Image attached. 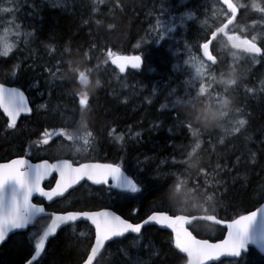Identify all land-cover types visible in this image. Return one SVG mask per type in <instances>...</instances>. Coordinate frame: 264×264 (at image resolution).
Returning <instances> with one entry per match:
<instances>
[{
    "label": "trees",
    "instance_id": "obj_1",
    "mask_svg": "<svg viewBox=\"0 0 264 264\" xmlns=\"http://www.w3.org/2000/svg\"><path fill=\"white\" fill-rule=\"evenodd\" d=\"M212 2L219 0H0V31L11 21L22 36L17 41L7 40L13 49L6 56L0 55V81L18 80L30 89L31 95L41 96L44 106V110H36L13 131L4 128L6 122L0 113V161L25 151L26 144L33 139L29 136L36 134L39 127L72 120L73 125L92 132L97 140V155L112 158L124 166L131 178L144 181L142 195L129 194L137 198L116 201L113 206L132 221L143 219L153 210L171 214H194L202 210L211 213V206L205 207L204 197L201 198L204 196L201 187L216 197L215 215L220 218H233L257 207L264 201V56L254 60L244 54L232 59L230 46L229 54L225 50L214 53L218 58L213 65L215 81L212 77L209 81V72L204 69L203 76H198L194 63H182L183 51L193 47L200 52L199 45L213 30L209 24ZM239 2L264 5V0ZM9 8L11 11H7ZM224 9L223 6L218 14L221 23L215 26L226 22ZM187 14L193 18L186 25H179L171 37L159 42L146 40L151 23L168 21L174 15L176 19L185 18ZM233 23V31L238 35L250 38L260 33L256 39L264 48L261 14L242 9ZM109 50L117 54L139 53L145 65L139 71L119 73L110 62L103 63ZM85 56L87 66L94 69L89 75L102 80V87L91 96L76 84L75 78H63L70 67L67 61L75 62ZM233 67L242 70L243 75L226 93L218 79ZM15 72L18 75L13 77ZM52 73H56L58 82L53 80ZM42 74L51 77L44 79ZM199 80L210 85L212 96L207 98L210 102L227 94L234 95L236 102L222 128L202 132L193 126L199 134L198 151L206 163L189 184L184 177L191 170L180 161L187 158V151L197 141L186 127L185 112L176 101L186 98L187 88L194 95ZM77 93L89 96L83 108L74 95ZM240 119L247 123L240 126L237 123ZM235 127H241V131L234 132ZM179 184H184V191L174 190ZM189 187L195 192L189 193ZM82 193L81 189H75L67 195L64 205L85 210L107 204L105 197ZM134 209L138 211L133 215ZM74 227L75 235L70 226H65L49 240L41 264H80L85 259L93 241V230L84 222ZM191 229L201 237H221L224 232L223 227L207 220L196 221ZM141 235L140 240L134 235L113 239L97 261L99 264H187L185 255L175 248L170 231L148 225ZM30 247L34 248V242ZM248 253L238 261L223 259L211 264H245L246 260L250 264H264V255L255 248L250 247ZM27 255L22 245L0 247V264H23Z\"/></svg>",
    "mask_w": 264,
    "mask_h": 264
},
{
    "label": "snow or ice",
    "instance_id": "obj_2",
    "mask_svg": "<svg viewBox=\"0 0 264 264\" xmlns=\"http://www.w3.org/2000/svg\"><path fill=\"white\" fill-rule=\"evenodd\" d=\"M222 4L226 6L224 9L226 22L211 30L210 35L206 37L205 42L201 45L207 60L213 65L217 62V58L212 55L209 46L213 41H217L218 37L220 38L219 43L248 54L254 60L258 56H264V48L257 46V43L254 42L255 38L242 37L229 28V25H233L242 9L245 12L249 9L254 10L261 14V19H264V5L255 2L249 5L239 2V0H222ZM7 11H11V9ZM157 23L160 24L161 21L158 20ZM167 30L172 31L170 28ZM11 48V45L4 43L0 55H8ZM109 62L118 69L119 73H125L129 67L132 69L141 68L143 59L140 55L124 56L109 50L103 63L107 65ZM201 66H203V62H201ZM56 72H60L59 62L56 66ZM52 75L55 78L56 73H52ZM197 75L203 76V72L199 68L197 69ZM79 76L80 79H83L84 73H80ZM215 79V76H213L212 80L215 81ZM227 83L236 86L238 82L229 80ZM209 87L210 85L206 86L201 82L194 95L186 94L188 96L187 100L195 101L198 98L211 97ZM224 90L226 91L225 88ZM74 95L78 97V104L81 108L88 104L89 96L87 94L77 93ZM220 98V96H217L215 100L219 102ZM180 101L177 100L176 102L180 103ZM0 109L9 118L8 127L13 129L16 128L17 119L22 113H31L32 111L28 105L27 97L22 91L18 88H7L4 84H0ZM227 116L228 114H226ZM184 123L188 129L192 130V135L196 137L197 142L191 147L195 151L200 148L199 134L193 128L190 120L186 119ZM237 123L243 126L247 122L240 119ZM233 131L238 133L241 131V127H235ZM137 135L140 134L137 133ZM53 136L66 137L67 140L74 139L82 146H87L90 139L93 138L91 132L73 138L69 136L65 129L61 128L59 130L53 129L52 132L45 131L42 143L48 144ZM80 150L81 148L77 149V151ZM185 162L186 159L180 161L183 165H186ZM53 172L58 174L55 187L46 190L42 187V182L51 176ZM110 180L113 182L112 184H109ZM81 181H91L94 185H107L116 201L134 200L137 197L129 194L142 195L145 191L144 181L138 177L137 179L131 178L122 171L119 164L80 163L75 166L73 162L64 159L56 163H49L45 160L39 164H32L24 158L14 159L9 163H0V247L8 248L22 245L28 253L23 264H41L39 258L45 253L49 238L55 237L57 230L61 229L62 225L70 226L75 235L74 222H90L94 228V243L91 245L90 253L83 264H93L94 261H97L101 250L114 237H124L126 233L139 234L145 225L154 222L172 230L175 248L180 253L187 254L189 264H205L206 261L218 260L222 256L241 258L242 253L244 256H248L249 246H255L261 253H264V206L248 215H241L239 218L232 219L230 222L219 220L216 215L206 217L209 221L224 225L227 231L226 239L219 243H210L206 239H196L187 230L185 225L189 224L190 217L154 212L143 221L132 223L130 220L106 209L46 213L42 205L33 203L34 195H38L47 201H53L54 197H64L69 189L75 191L73 186L79 185ZM136 211L138 209H134L132 214L134 215ZM44 215L49 217L50 222L43 225L39 230L30 233L18 231L27 230L30 226L35 228L38 218H42ZM80 235L83 236L84 233ZM33 242L34 248L30 247ZM97 264H99V261H97ZM245 264H250V262L246 260Z\"/></svg>",
    "mask_w": 264,
    "mask_h": 264
},
{
    "label": "clouds",
    "instance_id": "obj_3",
    "mask_svg": "<svg viewBox=\"0 0 264 264\" xmlns=\"http://www.w3.org/2000/svg\"><path fill=\"white\" fill-rule=\"evenodd\" d=\"M222 47L226 46L222 43ZM69 64L68 70L64 73V79L75 78L76 84L82 87V90H87L89 96L94 95L100 87H102V80L96 76L89 75L94 69L87 66V57H80L75 62L72 60L67 61ZM78 66H72L73 64ZM84 72V78L80 79L79 74ZM243 72L235 67L229 69L227 72L221 73L218 83L223 85L226 93L233 88L227 82L235 80L238 82L242 78ZM210 102L207 98H198L195 103H190L189 100H181L178 106L185 112L186 118L191 121L197 131L208 132L216 128H222L226 119V114L233 111L236 97L234 95H222L219 102ZM86 131L88 129H85ZM186 169H190L191 173L185 176L184 179L188 180L189 184L193 182V178L198 176L203 170V165L206 163L205 157L196 149L195 151H187ZM169 187H174L170 185ZM174 190L181 192L185 190L184 184H179L174 187ZM189 193H194L195 189L189 187ZM204 194L205 207L211 206V214L217 211L216 197L209 193L206 188L201 187Z\"/></svg>",
    "mask_w": 264,
    "mask_h": 264
},
{
    "label": "flooded vegetation",
    "instance_id": "obj_4",
    "mask_svg": "<svg viewBox=\"0 0 264 264\" xmlns=\"http://www.w3.org/2000/svg\"><path fill=\"white\" fill-rule=\"evenodd\" d=\"M14 75L17 76L18 73L15 72ZM15 82H16L17 85H19L23 89H25V91L29 95V98L31 100V104H32V107H33V113H36V106L43 107V110H44L43 102L36 103L31 98L30 89L29 88L23 86L22 83H20V82H18L16 80H15ZM26 120H27V117H22L21 120L19 121L18 125L20 124V122H24ZM66 121L67 120H63V121L59 120V121H56L53 124H46V125H44L42 127H39V130H38V132L36 134H32V135L29 136L30 138H33V140L35 138L36 142L34 143L32 141V143L30 144V147H31L30 150H26L24 148L25 151H23L21 154L26 155L27 157H29L33 161H38V160H42V159H49L51 161L58 160V159H66V160H70L74 164H79L81 162H87V161H90V160H99V161L111 162V163L119 164V163L113 162L112 158H106V157H104L102 155H97V153H96V156L95 155H91V156H88V157L83 156V152L84 151H82V150L77 151L78 148L76 147V143H74L73 139L67 140L66 137L53 136L49 140L48 144H43L42 143V141H43V133L45 131L52 132L53 129L59 130L61 128L65 129L67 131V133L68 132L71 133V132L75 131L74 129L69 130L66 127V125H65ZM74 134H78V132L75 131ZM69 136L72 137V135H70V134H69ZM49 144H51L52 146L48 147ZM54 146L56 148H54ZM62 147H67L68 149L67 150L66 149H61ZM58 148H60V149H58ZM54 180H55V177H53L51 179V181L48 183L47 187L51 186L52 183L54 182ZM112 183L113 182L110 180L109 184H112ZM89 186L95 187V186L91 185L89 182L84 181L82 184L77 186L75 189L76 190H77V188L81 189L83 191L82 194L91 196L90 193H89V189H88ZM101 187H103L105 189V191H106V193H105L103 190H100V193H105V194H101V196L105 197V199L107 201L106 203L108 204L109 201H111L112 203L116 202V200L114 199V195L109 191L108 186H101ZM116 191H119V190H116ZM71 192H74V190H71ZM71 192H69L67 195H69ZM67 195H66V197H67ZM66 197L58 199L56 201H52L50 203H47L44 199H42L40 197H36L34 199V201L36 203H45L46 208L48 210L64 211V210L70 209V208H68L70 206L63 207L64 205L63 204L61 205V203H60V201L62 202V201L67 200V199H65ZM44 219L49 221V217L48 216H45L44 218H38V220L36 221V225L41 224V223L43 224L42 221Z\"/></svg>",
    "mask_w": 264,
    "mask_h": 264
},
{
    "label": "rangeland",
    "instance_id": "obj_5",
    "mask_svg": "<svg viewBox=\"0 0 264 264\" xmlns=\"http://www.w3.org/2000/svg\"><path fill=\"white\" fill-rule=\"evenodd\" d=\"M53 2H55V0H52ZM58 1V0H57ZM188 1V0H187ZM61 4V3H60ZM66 4V3H65ZM64 4V5H65ZM67 5H68V3H67ZM67 5H65V6H67ZM223 6H222V4L220 3V1L219 2H217V3H214V2H212L211 4H210V9H211V15H210V17H209V24H210V27L211 28H213V27H215V25H216V23H220L221 21H222V19L218 16V14H219V12L221 11V8H222ZM10 9V8H9ZM191 18H193V15H191V14H187L186 15V17L185 18H183L182 16H178L177 17V19L175 20V18H173V19H171L170 17H169V19H168V21H166V20H159V21H161V23L160 24H158L157 23V21L156 22H154V23H151L150 25H149V27H148V31H147V36H146V40L147 41H155V42H159V41H161L162 39H166V38H169V37H171L174 33H176L177 31H178V27H179V25H186L187 24V21L189 20V19H191ZM168 28H170V29H172V31L170 32V31H168L167 29ZM234 28H235V24L233 23V25H231L230 26V29H232V30H234ZM6 31L8 32V33H6ZM25 33H23V35H24ZM161 34H162V36H161ZM231 34V33H230ZM25 36L27 37V38H29L30 37V35L29 34H25ZM258 37H260V33H257V34H255V36H253V37H250V39H253V38H255V41L257 40L256 38H258ZM22 38V36L21 35H19V33H18V28H16V27H14V25L12 24V22L11 21H9V22H6V29H4V30H1L0 31V51H3V44L4 43H7V40L8 39H13V40H15V41H17V40H19V39H21ZM248 38V37H247ZM219 41V40H218ZM7 44H9V43H7ZM10 45V44H9ZM216 47L214 48V52L215 53H219V52H222V51H226V53L227 54H229V50H228V47H222V43H217L216 45H215ZM200 48H201V44L199 45V50H200ZM13 48H11V50H12ZM183 53H184V61L182 62L184 65L185 64H188V65H190V64H192V63H194V65H195V67H196V70L199 68V69H204V70H206L207 72H209V81H210V79H211V77H212V75H214L213 73L215 72V70L213 69V65L211 64V63H209L208 61H206L205 59H204V57L202 56V51L200 50V52H198V51H196V49H194L193 47H189V48H187V49H185L184 51H183ZM233 53H235V55H233ZM230 55H231V57H232V59H237V58H239L240 56H242V55H244V53H242V52H240V51H238V50H235V49H231L230 50ZM194 61V62H193ZM201 62H203V66H201ZM182 64V65H183ZM47 73H49V71H47ZM42 77L44 78V79H46V78H48V77H51V75L49 76V75H46V78H45V75L44 74H42ZM54 78V77H53ZM55 82H58V80L57 79H53ZM201 82H203L204 83V81L203 80H199V83H201ZM205 84V83H204ZM200 85V84H199ZM189 93V89L187 88L185 91H184V95L186 96V98L185 99H188V96L186 95V94H188ZM50 97H53V94L50 96ZM69 97H70V95H69ZM185 99H183V100H185ZM75 129H77L78 130V134H77V136H79V135H87L90 131H86L85 129H87V128H84V127H74ZM92 133V132H91ZM92 136H93V134H92ZM95 141H94V139L92 138V139H90V141H89V144L87 145V146H90L91 144L93 145V143H94ZM76 145H78V146H81V147H83L84 148V146H82L81 144H79L78 142H76ZM50 146H52V145H48V147H50ZM54 148H56L55 146H54ZM58 149H60V148H58ZM61 149H68L67 147H62ZM97 151V146L95 147V152ZM204 196H202L201 198H203ZM41 228V226H39V227H35V228H33V227H30L29 229H30V231H28V233H30L31 232V230H33V229H36V231L37 230H39Z\"/></svg>",
    "mask_w": 264,
    "mask_h": 264
},
{
    "label": "water",
    "instance_id": "obj_6",
    "mask_svg": "<svg viewBox=\"0 0 264 264\" xmlns=\"http://www.w3.org/2000/svg\"><path fill=\"white\" fill-rule=\"evenodd\" d=\"M209 50H210V46H209ZM120 55V54H119ZM121 55H124V54H121ZM124 56H135V55H129V54H127V55H124ZM143 59V58H142ZM143 64H144V62L142 63V65H141V67L143 66ZM5 87H7V88H14V87H8V86H6L5 85ZM27 102H28V99H27ZM28 105H29V103H28ZM29 107H30V105H29ZM3 111V110H2ZM4 113V112H3ZM30 113H22L21 115H20V117L17 119V122L21 119V117L23 116V115H29ZM6 115V114H5ZM7 116V115H6ZM16 122V123H17ZM18 158H24V159H27L25 156H19V157H15V158H12V159H10V160H8V161H5V162H1V163H9L11 160H14V159H18ZM28 160V159H27ZM43 161H45V160H42V161H38V162H35V163H33V162H31L30 160H29V162L30 163H32V164H39V163H42ZM49 163H56V162H58L59 160H56V161H49V160H47ZM86 163H98V162H86ZM100 164H102V163H100ZM75 166H78V165H75ZM122 171H124V170H122ZM125 172V171H124ZM126 173V172H125ZM57 175V179H58V174L57 173H55V172H53L52 174H51V176H49L48 178H46L43 182H42V187H44L43 185H44V183H45V181H48L53 175ZM127 174V173H126ZM56 179V180H57ZM82 182V181H81ZM88 182H91V181H88ZM75 186V185H74ZM73 186V187H74ZM55 187V183L53 184V186L51 187V188H45L46 190H51L52 188H54ZM70 190V189H69ZM68 190V191H69ZM67 193H65V195H66ZM64 195V196H65ZM35 196H38V195H34L33 196V198L35 197ZM56 198H62V197H54V199L53 200H55ZM46 200V199H45ZM47 201V200H46ZM47 202H51V201H47ZM34 203V202H33ZM35 204V203H34ZM44 208H45V206L44 205H42ZM262 206H264V202L262 203V204H260L257 208H255V209H253V210H251V211H249V212H247V213H245V214H242V215H248V214H250L251 212H253V211H256L259 207H262ZM108 210V211H111V212H114L115 214H117V215H119V216H122V215H120V214H118V213H116L114 210H112V209H108V208H103V209H100V210ZM46 210V209H45ZM100 210H94V211H100ZM71 211H74V210H71ZM81 211H88V210H81ZM154 212H158V213H166V214H168V215H172V214H170L169 212H166V211H154ZM154 212H152V213H154ZM46 213H51V211H47L46 210ZM57 213H61V212H57ZM151 213V214H152ZM177 215H180V216H183V217H190L191 219L188 221V223L189 224H186L185 225V227L187 228V230L189 231V232H191L192 233V235L196 238V239H198V240H208L210 243H219V242H221L222 240H224V239H226L227 238V231H226V233H225V235H224V237H222V238H220V239H216V240H211V239H209V238H201V237H197L191 230H190V228H189V226L196 220V219H198V218H204V219H206V217H211L212 215H193V216H188V215H185V214H177ZM174 216V215H173ZM241 216V215H240ZM123 217V216H122ZM124 218V217H123ZM147 218V217H146ZM146 218H144V219H146ZM237 218H239V216L237 217ZM126 219V218H125ZM143 219V220H144ZM217 219H219V220H223V219H221V218H217ZM236 219V218H235ZM143 220H141V221H143ZM141 221H139V222H141ZM224 221H231V220H224ZM130 222H132V223H139V222H133V221H131L130 220ZM90 223V222H89ZM91 224V223H90ZM149 224H156V223H154V222H150ZM156 225H158L159 227H161V228H163V229H167V230H170L171 232H172V230L171 229H169V228H167V227H163V226H161L160 224H156ZM222 225V224H221ZM64 225H62L61 226V228L63 227ZM146 226V225H145ZM93 227V226H92ZM60 229H58L57 230V233H58V231H59ZM18 231H24V230H18ZM56 233V234H57ZM172 234H173V236H174V233L172 232ZM51 238H53V237H50L49 238V240L51 239ZM110 242V241H109ZM94 243V237H93V242H92V244ZM48 244V243H47ZM47 244H46V247H47ZM91 244V245H92ZM106 246V245H105ZM46 247H45V249H46ZM255 247V246H254ZM256 248V247H255ZM90 249H91V247H90ZM105 249V248H104ZM104 249H102L101 250V253H100V255L102 254V252L104 251ZM258 249V248H257ZM249 250V249H248ZM259 250V249H258ZM90 253V250H89V252H88V254ZM87 254V255H88ZM184 254V253H183ZM243 254V253H242ZM263 255H264V253H262ZM99 255V256H100ZM185 256H186V258H187V260H188V257H187V254H184ZM99 256L97 257V259L99 258ZM87 258V256L85 257V259ZM223 258H231V257H227V256H222V257H220L218 260H209V261H206L205 262V264H211L212 262H216V261H220L221 259H223ZM84 259V260H85ZM83 260V261H84ZM83 261L80 263V264H83ZM95 262L96 261H94L93 262V264H95ZM187 263L189 264V260L187 261Z\"/></svg>",
    "mask_w": 264,
    "mask_h": 264
}]
</instances>
